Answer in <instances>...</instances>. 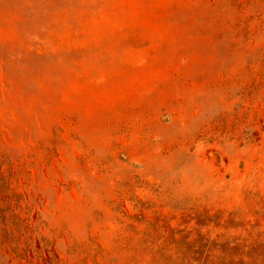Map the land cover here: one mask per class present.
Here are the masks:
<instances>
[{
	"label": "rangeland",
	"instance_id": "obj_1",
	"mask_svg": "<svg viewBox=\"0 0 264 264\" xmlns=\"http://www.w3.org/2000/svg\"><path fill=\"white\" fill-rule=\"evenodd\" d=\"M0 264H264V0H0Z\"/></svg>",
	"mask_w": 264,
	"mask_h": 264
}]
</instances>
